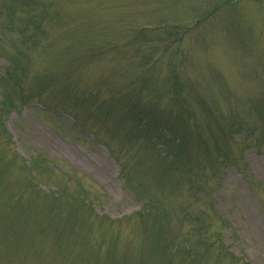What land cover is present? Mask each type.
I'll list each match as a JSON object with an SVG mask.
<instances>
[{
  "label": "rangeland",
  "instance_id": "374dc122",
  "mask_svg": "<svg viewBox=\"0 0 264 264\" xmlns=\"http://www.w3.org/2000/svg\"><path fill=\"white\" fill-rule=\"evenodd\" d=\"M0 112V264H264V0H0Z\"/></svg>",
  "mask_w": 264,
  "mask_h": 264
},
{
  "label": "trees",
  "instance_id": "16d2710c",
  "mask_svg": "<svg viewBox=\"0 0 264 264\" xmlns=\"http://www.w3.org/2000/svg\"><path fill=\"white\" fill-rule=\"evenodd\" d=\"M175 35H177L178 33L179 34H181V31H179V30H176L175 32ZM128 100L129 99H127V100H121V101H124V102H122V104H121V106H123L124 108H125V105L127 104V102H128ZM117 106V104L116 103H114L113 104V107H116ZM135 106L134 105H131L129 108H128V111L129 110H135V108H134ZM122 109V108H121ZM123 110V109H122ZM136 111V110H135ZM138 111V110H137ZM0 114H1V112H0ZM126 114V113H125ZM142 117H143V115H140V116H134L133 118H135L136 120H138V123H141V126H142V122H141V120H142ZM141 132H145V128L144 129H142L141 128ZM182 140V136H180L179 137V141H181ZM179 145V144H178ZM185 148H186V146L184 145L183 146V151L185 150ZM187 154V153H186ZM207 239V238H206ZM211 244H213L214 243V239L213 240H211ZM182 244L181 245H179V248L178 249H175V250H180L181 248L183 249V252L185 253V254H188L190 251L191 252H193V251H195V249H194V245H192V244H189L188 242H184V244H183V242H181ZM175 246H177V245H175ZM223 253H225L228 257H229V259H233L234 258V256H233V254L231 253V252H228L226 249L223 251ZM235 259V258H234ZM238 259V257H236V260ZM240 259V258H239ZM241 264H247L245 261H243L242 260V262H241Z\"/></svg>",
  "mask_w": 264,
  "mask_h": 264
}]
</instances>
